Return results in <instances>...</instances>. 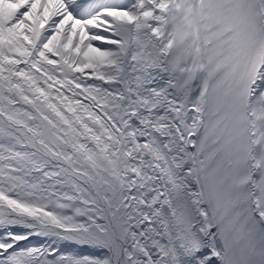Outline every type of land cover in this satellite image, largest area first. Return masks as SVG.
<instances>
[{
  "label": "snow or ice",
  "instance_id": "snow-or-ice-1",
  "mask_svg": "<svg viewBox=\"0 0 264 264\" xmlns=\"http://www.w3.org/2000/svg\"><path fill=\"white\" fill-rule=\"evenodd\" d=\"M0 264H264V0H0Z\"/></svg>",
  "mask_w": 264,
  "mask_h": 264
}]
</instances>
